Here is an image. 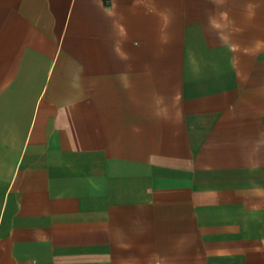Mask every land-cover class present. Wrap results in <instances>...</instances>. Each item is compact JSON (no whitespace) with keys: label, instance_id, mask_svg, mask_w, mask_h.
<instances>
[{"label":"crops","instance_id":"obj_1","mask_svg":"<svg viewBox=\"0 0 264 264\" xmlns=\"http://www.w3.org/2000/svg\"><path fill=\"white\" fill-rule=\"evenodd\" d=\"M0 264H264V0H0Z\"/></svg>","mask_w":264,"mask_h":264}]
</instances>
